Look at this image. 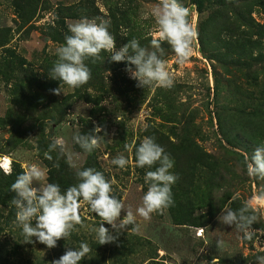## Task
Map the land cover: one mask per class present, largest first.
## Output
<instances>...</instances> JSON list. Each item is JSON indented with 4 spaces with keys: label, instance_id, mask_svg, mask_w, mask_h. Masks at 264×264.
<instances>
[{
    "label": "rangeland",
    "instance_id": "374dc122",
    "mask_svg": "<svg viewBox=\"0 0 264 264\" xmlns=\"http://www.w3.org/2000/svg\"><path fill=\"white\" fill-rule=\"evenodd\" d=\"M158 2L0 0V30L9 38L0 46V180L11 171L14 160L22 171L37 165L48 181L49 167L56 169L53 165L63 159L67 168L65 172L59 169L53 183L67 188L77 183V170L93 167L112 181L114 194L135 214L147 191L143 177L146 171L155 170V166L148 169L135 164L134 147L145 136L155 137L170 155L174 161L171 171L179 177L172 186V206L147 220L137 215L113 243L99 245L96 241L93 229L101 221L86 202H81L82 223L54 248L24 243L12 218L3 237L18 242L31 264H52L66 248H78L81 242L91 249L85 259L96 253L106 264H203L213 256H219L220 264H259L256 256L262 253L255 244L242 240L234 226L217 219L225 207L236 209L247 202L256 208L251 198L264 182L247 176L243 161L245 154L252 153L243 150L246 143L234 147L219 134L218 119L227 126L242 124L232 110L250 103L244 98L249 89L243 83L242 69L206 58L212 48L200 51L197 35L211 12L208 5L198 13L192 0H181L190 9L188 19L196 36L191 57L183 65L177 64L170 47L163 45V59L174 80L172 88H137L124 71L125 63L111 62L109 53L102 52L95 63L85 61L92 73L88 83L75 89L64 85L60 95L50 92L60 86L48 72L57 59L55 49L68 34L67 22L104 17L111 22L109 30L116 37L117 49L133 38L149 46L150 34L156 30L151 10ZM250 8L254 17L263 18L256 4ZM212 17L207 30L214 48L222 33ZM97 124L104 126L108 135L98 149L85 153L73 136L91 134ZM246 125L247 135L252 134L256 125ZM56 137L62 138L66 156L57 160L53 152L49 161L44 152ZM119 155L129 161L124 169L111 163ZM256 210L259 222L254 227H264V202ZM219 238L225 242L220 252ZM260 239L264 241V236Z\"/></svg>",
    "mask_w": 264,
    "mask_h": 264
},
{
    "label": "clouds",
    "instance_id": "9594fccd",
    "mask_svg": "<svg viewBox=\"0 0 264 264\" xmlns=\"http://www.w3.org/2000/svg\"><path fill=\"white\" fill-rule=\"evenodd\" d=\"M189 15L190 9L181 0H159L151 10L156 30L150 34V45L142 46L138 39L133 38L119 49L116 48V37L109 30V19L82 17L67 22L68 34L64 43L55 49L57 59L48 72L50 79L60 81V86L50 92L60 95L64 85L75 89L88 83L92 73L85 61L91 59L95 63L101 59L102 52L109 53L111 62L125 63L124 71L129 79L136 82L137 88H172L174 80L163 59V45L170 47L177 64L183 65L190 59L196 33ZM102 132L103 135L100 134ZM107 135L104 126L97 124L91 134H76L73 140L83 152L92 153ZM124 147L130 150L128 144ZM53 152L57 153V160L66 156L62 138L56 137L48 145L44 157L52 161ZM134 158L138 168L152 169L155 166V170L146 171L143 177L147 191L135 214L114 194L112 181L93 167L77 170V183L62 189L60 184L48 182L40 167L35 164L28 166L10 186V191L14 193L11 204L16 208L15 223L21 229L23 242H39L47 248H54L59 240L69 239L76 226L82 223L81 202H86L90 211L100 218L99 227L93 229L99 245L115 242L119 234L134 223L137 215L147 220L153 213L172 206V186L179 177L171 171L174 161L170 155L155 137L145 136L134 147ZM111 163L124 169L129 161L126 156L119 155ZM243 163L248 177L264 182V144L259 145L251 155L245 154ZM53 166L59 167V164ZM251 200L256 203V208L247 202L236 209L225 207L217 219L223 225L234 226L242 240L254 243L258 253H262L256 256V260L264 264V241L260 239L264 236V227H254L259 222L256 209L264 202V187ZM122 212L124 215L121 218ZM216 244L219 252L225 246L221 238ZM90 251L89 245L81 242L78 248H66L52 264H80ZM203 264H220V258L213 256L210 262L205 260Z\"/></svg>",
    "mask_w": 264,
    "mask_h": 264
},
{
    "label": "trees",
    "instance_id": "16d2710c",
    "mask_svg": "<svg viewBox=\"0 0 264 264\" xmlns=\"http://www.w3.org/2000/svg\"><path fill=\"white\" fill-rule=\"evenodd\" d=\"M192 4L198 13L204 12L207 5L211 9L207 20L199 26L197 40L201 53L212 48L213 51L211 50L206 58L222 61L238 68V70L242 69L244 72L242 74L243 83L249 89L244 98L250 103L232 110L242 121V124L239 127L227 126L218 119L220 137L234 147L236 144L246 143L243 150L253 153L259 147L260 142L264 141V0H192ZM251 4H256L260 8L263 15L261 20L253 16ZM210 16H213L214 22L218 23L219 32L222 33L216 37L217 43L214 48L207 30ZM61 23L64 26V22ZM8 41L9 38L5 37L0 30V46ZM246 124L256 125L250 135H247L245 130ZM65 168H67V164L63 159H59V167L56 169L50 166L48 182L53 183L55 174L59 169H63L65 172ZM21 172L22 169L13 160L11 171L0 180V221L3 222L2 224L0 222V264L32 263L19 249L18 242L14 240V243H11L3 237L5 226H8L7 221L15 218L16 213L15 206L11 204L14 193L10 191V186ZM95 218L100 221L97 215ZM98 257V254L95 253L87 259L83 258L80 264H104L105 262Z\"/></svg>",
    "mask_w": 264,
    "mask_h": 264
}]
</instances>
